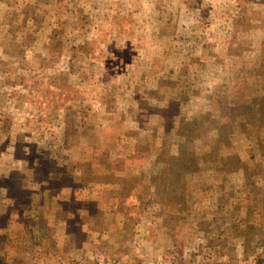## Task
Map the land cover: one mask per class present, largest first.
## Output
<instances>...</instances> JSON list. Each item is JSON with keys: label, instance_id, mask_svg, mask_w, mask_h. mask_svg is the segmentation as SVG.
Here are the masks:
<instances>
[{"label": "rangeland", "instance_id": "374dc122", "mask_svg": "<svg viewBox=\"0 0 264 264\" xmlns=\"http://www.w3.org/2000/svg\"><path fill=\"white\" fill-rule=\"evenodd\" d=\"M0 264H264V0H0Z\"/></svg>", "mask_w": 264, "mask_h": 264}]
</instances>
